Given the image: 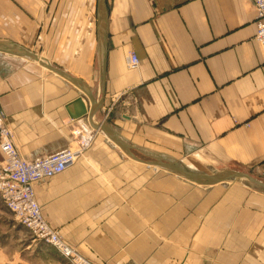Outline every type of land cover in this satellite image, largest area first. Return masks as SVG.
Masks as SVG:
<instances>
[{
	"label": "crops",
	"instance_id": "crops-1",
	"mask_svg": "<svg viewBox=\"0 0 264 264\" xmlns=\"http://www.w3.org/2000/svg\"><path fill=\"white\" fill-rule=\"evenodd\" d=\"M104 8L101 36L97 0H0V41L26 49L47 17L60 18L54 47L75 51L55 63L81 82L0 51V103L19 153L35 159L73 145L72 129L89 123L84 90L101 102L94 121L131 153L99 129L73 163L34 184L44 218L97 264H264L263 187L245 178L199 184L147 162L264 182V50L252 1ZM49 262L68 264L54 254Z\"/></svg>",
	"mask_w": 264,
	"mask_h": 264
},
{
	"label": "built area",
	"instance_id": "built-area-1",
	"mask_svg": "<svg viewBox=\"0 0 264 264\" xmlns=\"http://www.w3.org/2000/svg\"><path fill=\"white\" fill-rule=\"evenodd\" d=\"M256 13V40L264 50V0H251ZM138 57L130 52L127 66L138 64ZM1 97V90H0ZM97 129L79 121L72 129L73 145L58 152L35 158H24L14 142V134L7 123V115L0 103V198L14 219L26 226L35 237L44 240L69 264H97L82 256L59 231L48 223L36 199L34 184L62 172L90 146Z\"/></svg>",
	"mask_w": 264,
	"mask_h": 264
},
{
	"label": "rangeland",
	"instance_id": "rangeland-1",
	"mask_svg": "<svg viewBox=\"0 0 264 264\" xmlns=\"http://www.w3.org/2000/svg\"><path fill=\"white\" fill-rule=\"evenodd\" d=\"M46 19L48 20L46 30L38 34L36 43L33 46L30 44L28 50L46 57L56 66H59V64L55 62L57 61L60 63L62 59L61 65L63 67L67 64L69 58H72V53L75 49H56L54 47L57 41V31H59L57 37L64 31V27L62 26L63 23L60 22V18L57 17H47ZM70 23V21H67L68 25H70ZM44 37H46L45 40ZM70 37H72V34L66 37L63 43L70 40ZM25 60L33 62L29 60V58H25ZM1 202L6 208L2 200ZM50 254H54L61 258L54 247L44 240L35 237L26 226L17 222L13 214L6 208V214L0 219V264H50Z\"/></svg>",
	"mask_w": 264,
	"mask_h": 264
},
{
	"label": "water",
	"instance_id": "water-1",
	"mask_svg": "<svg viewBox=\"0 0 264 264\" xmlns=\"http://www.w3.org/2000/svg\"><path fill=\"white\" fill-rule=\"evenodd\" d=\"M104 20H105L104 0H97V24H98V27L100 29L101 36H103ZM0 51L29 57V58L35 60L36 62H38L44 68H47L51 71L56 72L57 74L63 76L64 78L72 81L75 84H81V82L77 78H75L74 76H72L71 74L66 72L65 70L49 63L45 58L41 57L40 55H38V54H36V53L26 49V48H23L17 44L7 42V41H0ZM84 91L88 95L91 105L88 108V110L85 109L82 112V114H86L87 120L93 128H95L97 130L105 129L108 131L109 129L105 123L103 124V122H96L93 119L94 114L97 112V110L101 106L100 105L101 102L97 103L96 100L95 101L93 100L94 98L92 97L90 92H88L86 90H84ZM110 132L111 131L109 130V133ZM111 138L118 146H120V148H122V150H124V152L126 154L131 155L127 146L123 142H121L118 138H115L113 133L111 134ZM147 162L149 164H154V165L169 169V170L177 173L178 175H181V176H183L189 180H192L196 183H199V184L209 185V184H214L217 182L225 181V180H228L230 178H245V179L249 180L250 182H253V183L264 188V182L254 178L253 176H251L247 172H243L240 170H221V171L216 172L214 174L206 175V174H199V173H195V172L186 170V169H184V168H182V167H180V166H178L172 162H166L163 160H156L155 159L154 161H147Z\"/></svg>",
	"mask_w": 264,
	"mask_h": 264
}]
</instances>
